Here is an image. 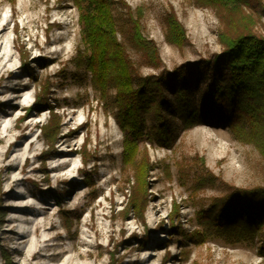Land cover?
<instances>
[{
	"label": "rangeland",
	"instance_id": "1",
	"mask_svg": "<svg viewBox=\"0 0 264 264\" xmlns=\"http://www.w3.org/2000/svg\"><path fill=\"white\" fill-rule=\"evenodd\" d=\"M110 1L134 71L155 80L161 68L145 63L132 24L167 71L196 69L234 28L264 36V0L230 12L218 0ZM169 13L180 45L167 39ZM79 15L74 0H0V264H264V211L251 238L223 223L241 213L221 210L264 206V192L252 195L264 156L220 119L188 121L169 103L160 125L143 112L149 134L126 138L115 89L103 95L86 67Z\"/></svg>",
	"mask_w": 264,
	"mask_h": 264
},
{
	"label": "trees",
	"instance_id": "2",
	"mask_svg": "<svg viewBox=\"0 0 264 264\" xmlns=\"http://www.w3.org/2000/svg\"><path fill=\"white\" fill-rule=\"evenodd\" d=\"M74 1L80 10L79 22L89 49L86 67L103 95L107 89H115L117 118L126 138L138 139L144 133L149 134L153 127L144 130L146 119L143 112L155 113L160 125L163 120L159 117V111L165 110L167 106L164 105L169 103V107L172 104L181 107L188 121L199 116L220 119V123L228 126L236 138L252 143L264 156V36L250 29L240 31L234 28L232 35H221L223 48L220 52L198 62L196 69L184 71L187 66H179L167 71L161 66L153 42L142 36L137 24H132L126 32L140 48L145 63L155 69L161 68L160 77L155 80L134 71L133 62L117 39L116 19L110 0ZM218 3L228 12L236 8L240 11L243 5L248 6L247 0H218ZM166 22L167 39L180 45L185 39L182 25L172 13L167 15ZM166 88L172 90L169 93L178 95L177 103L169 100L167 93H164ZM48 125L43 126V132L50 138ZM154 131L157 132L156 129ZM158 133L164 135L165 132L159 129ZM258 191L264 192V189L255 190L252 195ZM249 199L253 201V197ZM259 202L227 204L221 210L228 216L235 211L241 214L234 223H223L232 225L230 231L239 235L251 238L257 234L262 236L259 223L264 206ZM218 221L216 219L214 223ZM223 223L219 229H223ZM261 240L260 251L264 249V238L261 237Z\"/></svg>",
	"mask_w": 264,
	"mask_h": 264
},
{
	"label": "bare ground",
	"instance_id": "3",
	"mask_svg": "<svg viewBox=\"0 0 264 264\" xmlns=\"http://www.w3.org/2000/svg\"><path fill=\"white\" fill-rule=\"evenodd\" d=\"M6 23L4 22L1 26H0V32L5 28Z\"/></svg>",
	"mask_w": 264,
	"mask_h": 264
}]
</instances>
